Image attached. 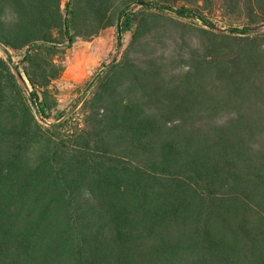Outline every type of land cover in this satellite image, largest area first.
<instances>
[{
	"label": "trees",
	"instance_id": "16d2710c",
	"mask_svg": "<svg viewBox=\"0 0 264 264\" xmlns=\"http://www.w3.org/2000/svg\"><path fill=\"white\" fill-rule=\"evenodd\" d=\"M202 1L246 18L0 0V264H264V0ZM106 26L110 62L58 109V58Z\"/></svg>",
	"mask_w": 264,
	"mask_h": 264
},
{
	"label": "rangeland",
	"instance_id": "374dc122",
	"mask_svg": "<svg viewBox=\"0 0 264 264\" xmlns=\"http://www.w3.org/2000/svg\"><path fill=\"white\" fill-rule=\"evenodd\" d=\"M64 1L65 0H62V2ZM180 3L183 2H177V4ZM196 3V7L208 15V17L221 29H225V32H228L229 27H239L240 22L246 18L243 9L240 8L236 10L233 6L235 5L234 3H231L230 6L223 9L220 3H216L212 6H206L202 0H197ZM253 10L256 11L255 9ZM170 16L176 19L175 16ZM177 19L185 22V20L180 18ZM155 21L159 24H167L158 18H156ZM195 25L209 30V27L203 25L201 21H197ZM116 33L115 26H106L95 36L91 37L90 40L78 38L73 45L66 49L63 55L58 58L61 59L64 68L61 75L53 81L51 86L56 95L58 109L69 110L74 100L83 93L86 97L90 96L92 88L85 91V82L90 80L96 73L101 74L104 66L110 62L109 55L114 52ZM129 39L130 34L127 33L123 37L125 45ZM0 55H2L1 51ZM13 60L16 62L17 57L14 56ZM76 111L78 112V108ZM78 115L77 113L75 114V116Z\"/></svg>",
	"mask_w": 264,
	"mask_h": 264
},
{
	"label": "water",
	"instance_id": "95a60500",
	"mask_svg": "<svg viewBox=\"0 0 264 264\" xmlns=\"http://www.w3.org/2000/svg\"><path fill=\"white\" fill-rule=\"evenodd\" d=\"M139 3H142L141 1H139Z\"/></svg>",
	"mask_w": 264,
	"mask_h": 264
}]
</instances>
